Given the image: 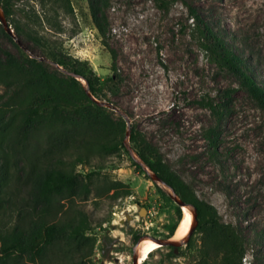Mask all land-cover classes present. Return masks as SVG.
Returning a JSON list of instances; mask_svg holds the SVG:
<instances>
[{
	"label": "rangeland",
	"instance_id": "1",
	"mask_svg": "<svg viewBox=\"0 0 264 264\" xmlns=\"http://www.w3.org/2000/svg\"><path fill=\"white\" fill-rule=\"evenodd\" d=\"M4 1L11 6L7 19L20 44L0 36V58L5 51L18 58L20 48L62 78L71 76L50 60L52 53L84 69L102 88L99 101L117 109H106L109 120L125 122L126 132L129 123L131 134L142 135L197 198L216 211L221 224L233 226L245 244L242 264H264V107L244 78L213 61L190 15L194 9L264 92V0H106L105 36L92 18L94 0H69L72 11L60 0ZM14 88L0 84V107ZM21 120L9 113L0 124V243L16 232L29 234L35 224L66 225L82 215L92 230L80 251L67 230L43 259L2 255L0 264H133L137 243L131 232L140 239L174 241L183 209L132 165L127 147L128 154L95 155L90 166H78L80 184L95 172L88 196L54 208L36 204L30 196L32 173L58 159L49 140L56 132L44 130L41 144L25 145ZM75 154L67 152L65 160ZM112 181L127 185L132 196L113 200V192L100 194ZM151 206L158 210L155 218L140 216L142 208ZM192 222L187 245L178 253L161 247L145 264H196L203 235L198 217Z\"/></svg>",
	"mask_w": 264,
	"mask_h": 264
},
{
	"label": "trees",
	"instance_id": "2",
	"mask_svg": "<svg viewBox=\"0 0 264 264\" xmlns=\"http://www.w3.org/2000/svg\"><path fill=\"white\" fill-rule=\"evenodd\" d=\"M60 1L67 10L72 11L69 0ZM176 1L186 4L185 0ZM0 4L6 17L11 18L12 9L9 3L0 0ZM106 6V0H94L91 6L94 24L103 36H105V28L102 24L103 10ZM190 15L196 21L195 31L201 46L212 56L213 61L244 78V84L264 107V92L256 88L252 79L244 73L238 56L213 33L194 9H190ZM15 30L18 34L21 33L20 27L16 26ZM0 36L13 41L1 24ZM35 41L39 45L42 44L38 38H35ZM18 49L20 52L18 58L6 51L4 60L0 58V84L7 88L15 87L12 97L0 107V124L9 113L13 118L21 117L22 127L26 132L25 138H28L25 145L28 146L31 142H35L36 146L41 144L40 139L45 135L41 133L42 131L56 132V135L48 136L50 152L56 154L58 159L54 160L46 170L32 173L30 192L36 204L54 208L55 205L60 206L62 201L71 202L77 197L88 196L91 193L95 172L86 174L85 180L80 184L78 166H90L91 159L95 155L119 156L122 150L128 154L124 144L126 124L123 121L111 122L107 110L88 96L79 81L73 77L62 78L56 72L48 71L43 63L30 58L20 48ZM49 58L63 70L83 77L97 100L103 98L102 88L88 77L84 69L68 64L62 56L55 53L50 54ZM130 142L134 152L148 168L171 187L183 202L196 210L200 223L198 231L203 235L202 245L198 250L200 259L196 264H242L246 253L245 244L233 226L221 224L216 211L197 198L190 186L166 165L160 153L142 135L132 133ZM67 152H75L77 154L75 159L65 160L64 154ZM130 160L136 169L148 176L137 161L132 157ZM111 192H113L111 195L113 200L130 197L133 194L132 190L121 181H112L100 194ZM182 217L183 213L180 211L179 221ZM67 230L70 233L68 240L80 251L82 240L88 238L86 234L92 228L85 215L77 219L70 218L66 225L45 222L35 224L29 234L16 232L11 238H2L0 256L5 255L10 258L14 254H31L32 260L43 259L48 247L52 246L55 240L62 239ZM130 234L137 243L140 239L139 235L136 232Z\"/></svg>",
	"mask_w": 264,
	"mask_h": 264
},
{
	"label": "water",
	"instance_id": "3",
	"mask_svg": "<svg viewBox=\"0 0 264 264\" xmlns=\"http://www.w3.org/2000/svg\"><path fill=\"white\" fill-rule=\"evenodd\" d=\"M0 24L3 26L4 30L6 31V33H8L11 37H13L15 39V41L18 42V40L16 39L14 32L8 22V19L4 13V10L2 8V5L0 4ZM19 43V42H18ZM20 44V43H19ZM60 68V66H58ZM66 74L68 76L73 77L76 80H82L84 81L83 86L88 94L89 97H91V99H93L100 107L105 108V109H109V110H114L116 111V107H114V105L110 102H106V101H99L97 100L92 93L89 90L88 87V82L83 78L80 77L78 75H76L75 73L72 72H66ZM130 137H131V128L129 126L128 123V129L126 132V137H125V146L127 147V150L129 151L130 155L132 156V158L137 161L141 167L147 172L148 176L150 177V179L153 182H159L161 185H163L165 188H167L170 192H171V196L167 193V195H169L171 197V199L180 207H188L193 214V221L195 222L197 219V212L196 210L191 206L186 204L185 202H183L180 197L174 193V191L172 190L171 187L167 186L155 173H153L148 166L138 157V155L134 152V150L132 149V146L130 145L129 141H130ZM140 216L145 217L146 216V209L142 208V211L140 213ZM130 220V219H129ZM194 223H192L191 225V229L188 233V235L181 241H169V240H155L156 242H158L160 244L161 247H173L174 248V252L178 253V250L180 247L187 245L190 242V239L192 237V234L194 232ZM143 239H139V241L137 242L136 246L142 241ZM136 246L134 249V254H133V264H138V255H137V251H136Z\"/></svg>",
	"mask_w": 264,
	"mask_h": 264
},
{
	"label": "bare ground",
	"instance_id": "4",
	"mask_svg": "<svg viewBox=\"0 0 264 264\" xmlns=\"http://www.w3.org/2000/svg\"><path fill=\"white\" fill-rule=\"evenodd\" d=\"M159 183V182H156ZM160 184V183H159ZM163 188H165L163 185L160 184ZM170 194L171 192L165 188ZM183 209V217L181 221H179L178 227L173 235L174 241H180L183 240L189 233L192 225V211L188 207H182ZM161 246L158 242L149 239L144 238L137 246L136 251L138 255V264H145V262L149 259V257L158 249H160Z\"/></svg>",
	"mask_w": 264,
	"mask_h": 264
},
{
	"label": "built area",
	"instance_id": "5",
	"mask_svg": "<svg viewBox=\"0 0 264 264\" xmlns=\"http://www.w3.org/2000/svg\"><path fill=\"white\" fill-rule=\"evenodd\" d=\"M157 214H158V210L156 207L151 206L150 208H148V210H147V218L148 219L155 218Z\"/></svg>",
	"mask_w": 264,
	"mask_h": 264
},
{
	"label": "flooded vegetation",
	"instance_id": "6",
	"mask_svg": "<svg viewBox=\"0 0 264 264\" xmlns=\"http://www.w3.org/2000/svg\"><path fill=\"white\" fill-rule=\"evenodd\" d=\"M145 208V207H144ZM146 209V216H147V210H148V207L147 208H145ZM142 211V210H141ZM140 214V213H139ZM131 220V219H130Z\"/></svg>",
	"mask_w": 264,
	"mask_h": 264
}]
</instances>
